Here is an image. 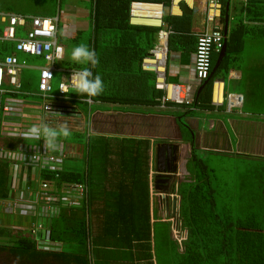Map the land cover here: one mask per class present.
Returning a JSON list of instances; mask_svg holds the SVG:
<instances>
[{
	"label": "trees",
	"instance_id": "16d2710c",
	"mask_svg": "<svg viewBox=\"0 0 264 264\" xmlns=\"http://www.w3.org/2000/svg\"><path fill=\"white\" fill-rule=\"evenodd\" d=\"M131 1L95 0L92 22L94 37L78 45H88L96 51L99 59L92 71L94 75L101 76L105 89L101 95L92 97L93 100L153 105L156 104L152 94L155 90L153 77L141 69L140 63L154 45L158 28L128 24ZM169 1L162 0L164 5ZM234 2L236 15L227 38L226 53L215 73L196 96V106L213 108L211 96L214 79L220 74L226 75L236 65V53L242 49L247 37H264V0ZM225 15L224 7L221 20ZM244 20L258 24H245ZM217 55L212 56L211 68ZM71 65L87 67L77 63ZM249 75L246 74L248 90L243 89L242 92V111L264 113V71L254 68ZM26 83L28 88L35 86L32 78ZM17 142V138L0 134V149L14 147ZM105 146L109 147L108 144ZM108 153L109 150L105 149L104 159L100 160L103 164L102 178L108 174ZM68 158L64 157L54 171L47 170L44 174L56 177L58 182L88 178L85 163L82 170L73 168L69 166ZM147 158L144 152L130 159L133 165H144L147 169ZM9 166L6 160L0 158V199L8 197L11 189ZM124 169H121L116 181L109 180V188L102 186L105 206L93 210L101 220L97 234L99 241L113 240L114 245L123 248L135 246L143 249V254L148 257H151L152 250L155 264H264V155L199 152L192 146L187 160L191 179L180 182L178 186L180 217L187 229L182 251L170 235V222L162 220L155 209L151 216L147 170L144 174L138 173L128 178ZM98 180L100 184H97L101 186V179ZM47 226L50 239L63 241L65 249H40L29 231L0 226V237L9 238L6 242L0 241V263H89L86 252L82 251L83 247L85 251L87 244L83 215L79 216L75 210L49 220Z\"/></svg>",
	"mask_w": 264,
	"mask_h": 264
},
{
	"label": "crops",
	"instance_id": "0c3cea01",
	"mask_svg": "<svg viewBox=\"0 0 264 264\" xmlns=\"http://www.w3.org/2000/svg\"><path fill=\"white\" fill-rule=\"evenodd\" d=\"M4 5L0 6V11L23 13L30 15H47L58 16V45L59 55L63 54L62 60H57L56 64L59 68L73 67L71 64L75 63L70 59L71 50L78 45L81 41L92 40L94 37V22L93 12L95 0H3ZM142 2V10L144 12L156 13L157 16H161L163 20L171 26L173 30L168 37V58H167V80L169 82H194V73L192 68L193 51L195 48L196 34L204 27V10L200 0H177L173 6L168 3L164 5L162 0L160 1H140ZM131 1V2H132ZM186 3L191 10V14H187L180 2ZM236 0H230L229 5L226 2L223 5L227 15L222 20L227 26V38L229 31L233 23V18L236 15L235 2ZM238 1V0H237ZM130 2V3H131ZM235 4V5H234ZM242 4V3H241ZM244 4V3H243ZM130 8V6H129ZM39 9L46 10L44 13L32 12L30 10ZM187 16V18H184ZM232 22V23H231ZM245 24H258L244 20ZM158 21L155 18H147L139 16V18L131 19L130 12L128 18V24L137 26H157ZM157 37V35H156ZM156 42V40H155ZM154 42V43H155ZM264 45V37H247L245 43L240 51L236 54L238 60L236 65L231 67L226 75H218L213 81L211 103L213 108H203L196 105L186 106L178 104L172 101L162 102L161 96L163 91L155 87V74L152 71L142 69L143 71L150 73L153 77L152 83L155 90L152 94L155 97L156 104H142V103H128V102H106L101 100H93L88 102L86 96H81L74 93V90L70 91V98L64 100L69 105L74 106L77 110V114L70 119L57 121L56 119L49 120L48 123L51 127H59L61 124H67L71 130V135L68 138H61V142L66 147V152L70 155L68 159L78 161V159L85 158V169L87 170L88 178L82 180L87 182L89 190L86 197L82 200L80 206L63 207L59 216L62 214H69L72 211L77 210L78 215H83L86 220V233L87 244L82 251L87 254L88 264H155V256L151 250V257L143 254L141 248H123L113 244V240L96 241L97 234L99 232V226L101 220H98L97 214L93 213L96 208L104 207L105 195L103 188L110 187L111 180L108 175L113 170V175L120 177L121 169H124V174L130 178L136 174H144L147 170V182L150 199V213L153 215L154 209L157 215L161 217L163 210L161 209V198L155 195L151 190L150 184L153 185L155 191L173 190V185L177 181L178 186L182 181L190 180L191 176L187 169V160L190 158L192 146L197 151H213L219 153H253L246 150H239L237 144L238 141V125L241 121L249 122H263L264 113H252L246 111L238 113L236 110L227 111L226 102L230 93H242L243 89L248 90L247 75L256 68L258 71H264V53L261 51ZM254 46V52L251 60H247V54L249 48ZM12 51L11 43L0 44V58L7 52ZM247 59H244L243 53ZM219 52H215V54ZM251 53V52H250ZM22 57H25L29 62L36 63L39 60L36 57L27 56L19 53ZM250 55V54H249ZM218 56V55H217ZM243 60H246L245 64ZM142 61V60H141ZM68 63V65H67ZM70 64V65H69ZM83 69V68H82ZM251 69V71H250ZM61 77V71L57 70ZM54 73V75H55ZM61 73V74H60ZM245 76V77H244ZM250 76V75H249ZM29 78H32L33 88H28L26 82ZM220 78H224L223 81ZM235 81L234 89L230 90L225 82V79ZM61 81V78H60ZM59 81V83H60ZM39 82V70L37 68H26L21 73V89L24 91L21 96H24L28 102V106L25 105L23 110L26 112L23 116V123L31 124L29 119H38L40 123L41 117L34 110L41 109L42 97L38 92ZM26 83V84H25ZM219 83V84H218ZM24 84V85H23ZM219 87V95L215 98L216 85ZM221 84V85H220ZM59 85V84H58ZM52 93L58 94L59 89L54 87L52 80ZM201 86V85H200ZM199 86V87H200ZM198 87V89H199ZM196 91L198 96L200 90ZM243 94V93H242ZM220 96V98H219ZM84 98V99H83ZM52 100L60 101L57 98ZM32 103V105H31ZM217 103V104H215ZM101 108L102 110H98ZM39 113V112H38ZM19 120L21 116L17 117ZM8 119V118H7ZM12 121V120H11ZM9 121V124L18 123V121ZM45 122V120H43ZM47 121V120H46ZM108 123L109 126H113V121L116 122L114 127H103L100 125ZM1 123V121H0ZM37 123V124H38ZM21 125V124H20ZM91 133V134H90ZM9 138H17L13 135H8ZM18 142L14 147H6L14 150L19 149V144L22 142L32 143L34 141H25L23 138H17ZM109 145V147L105 145ZM193 144V145H192ZM164 145V147H162ZM109 150L107 155V171L108 174L105 178L102 172V158L104 150ZM176 152L177 157L176 175L173 181L169 177L159 176L156 181L155 172H157L156 161L157 153L164 155L162 166L166 171L169 167L167 157L171 152ZM147 154L146 160L147 169L144 165L134 164L130 159L135 154L144 153ZM85 153L84 155H82ZM138 156V155H137ZM87 157V158H86ZM5 160V159H3ZM7 161V160H6ZM8 162V161H7ZM9 163V162H8ZM10 164V163H9ZM151 170L153 171L150 182ZM26 174L27 182L31 184L32 190L36 188V178L46 176L45 170L36 169L32 172L30 169ZM11 174L9 166V175ZM117 178V179H118ZM101 179V186L97 184ZM105 179V180H104ZM114 179L113 181H116ZM171 182H170V181ZM99 183V182H98ZM27 184V185H29ZM100 184V183H99ZM156 184V186H154ZM20 185H22L20 183ZM10 194V192H9ZM8 194V195H9ZM96 195L95 197L93 195ZM93 196V198H92ZM7 198V196L5 197ZM3 199H0V207L2 209L11 210L9 205L4 206ZM92 202V207L90 202ZM159 202V203H158ZM8 204V203H7ZM168 202H164V206L167 208ZM13 212V211H12ZM15 213V212H13ZM18 214V213H15ZM19 215V214H18ZM99 217L102 219V214L99 213ZM56 218V219H57ZM34 218H30V222L27 226L11 225L4 226L7 228L24 229L29 231L31 223ZM3 226V225H0ZM30 232V231H29ZM171 235V234H170ZM8 237H0L1 242L8 241ZM95 240V241H94ZM61 243L60 249H65V243ZM95 242V252L93 251ZM67 247V246H66ZM73 248V246H71ZM120 251L125 252L120 254ZM95 255H94V253ZM2 264V263H0Z\"/></svg>",
	"mask_w": 264,
	"mask_h": 264
},
{
	"label": "built area",
	"instance_id": "2783aa9c",
	"mask_svg": "<svg viewBox=\"0 0 264 264\" xmlns=\"http://www.w3.org/2000/svg\"><path fill=\"white\" fill-rule=\"evenodd\" d=\"M176 2L177 0L169 1L172 6ZM200 2L204 10V27L196 34L192 62L194 82H169L167 80L168 37L173 30L161 16L149 11L144 12L142 2L132 1L130 3L129 12L132 20L144 16L155 18L158 21L156 23L159 27L156 42L149 49L148 54L142 58L141 66L142 69L155 74V87L163 91L162 102L172 101L186 106L194 105L198 87L210 77L213 54L219 52L223 47L225 33L221 14L224 0H200ZM58 19L57 15H30L0 11V43L12 44V51L0 58V134L2 136L22 132L31 126V124L23 123V116L26 114L23 107L28 106V100L21 96L24 92L21 89V73L26 68L39 70L37 94L42 97V104H40L41 109L34 110V112L40 115L41 120L51 123L49 121L51 119L62 121L77 114L76 108L64 100L70 98V91L73 90L68 87L72 72L82 68L62 67L58 69L56 64L59 56ZM19 53L36 57L39 62L31 63ZM57 70L62 73L58 89H66L65 93L60 89L58 94L52 93V80ZM52 98H57L60 101L52 100ZM86 100L92 101L88 98ZM243 103L242 93H230L227 97L226 109L229 112L236 110L238 113H243ZM48 105L52 111L59 114L49 111ZM18 116H21L22 119L19 120ZM11 120L18 121L19 124H9ZM17 138L22 137L17 136ZM61 144L62 149L57 152H45L43 139L32 143L22 142L19 144L18 150L0 149V158L10 163L11 170L9 175L11 189L8 197L3 199L4 206L9 205L15 213L33 216L34 221L31 223L29 231L40 249H60L61 243L49 237L47 222L57 218L65 206H80L89 190L87 182L72 180L58 182L56 177L51 176L36 178L35 190H32L31 184L27 182L28 169L32 172L38 168L47 171L55 168L63 161L64 157L70 155L69 152H66L65 145L62 142ZM21 152L29 158L35 154L38 161L31 163L29 160L20 159ZM152 174L151 170V183ZM150 186L158 199L162 200L161 219L170 222L171 237L182 251L187 238V229L183 226L180 217L178 182L174 183L173 190L168 193L155 191L153 185L150 184ZM165 201L168 202L167 208L164 206ZM16 228L20 227L16 226Z\"/></svg>",
	"mask_w": 264,
	"mask_h": 264
},
{
	"label": "clouds",
	"instance_id": "9594fccd",
	"mask_svg": "<svg viewBox=\"0 0 264 264\" xmlns=\"http://www.w3.org/2000/svg\"><path fill=\"white\" fill-rule=\"evenodd\" d=\"M63 59V54L58 56V60ZM70 59L77 63L87 65L83 69L72 72L71 80L68 87L74 90V93L86 96L89 100L92 97L101 95L104 92L105 85L99 74L94 75L92 69L95 68L99 59L97 53L94 49L89 48L86 44H80L74 47L70 53ZM63 93L66 89L59 88ZM48 110L54 113L47 106ZM59 114V113H58ZM91 134V133H90ZM71 135V130L67 124H61L59 127H51L48 123L43 120L38 124H33L22 132L14 133V137H22L25 141H38L43 139V147L45 152H57L62 149L61 138H68ZM35 147V145H32ZM38 152V151H37ZM20 159L29 160L31 163L37 162L38 157L33 154L30 158L26 157L24 153L21 152ZM47 163V161H45ZM50 170H55L52 168Z\"/></svg>",
	"mask_w": 264,
	"mask_h": 264
},
{
	"label": "rangeland",
	"instance_id": "374dc122",
	"mask_svg": "<svg viewBox=\"0 0 264 264\" xmlns=\"http://www.w3.org/2000/svg\"><path fill=\"white\" fill-rule=\"evenodd\" d=\"M4 1L0 0V6L4 5ZM32 12H37V13H44L46 10H39V9H34V10H30ZM254 46H252L251 48H249V53L247 54V59L245 56V52L243 53V57L244 59L247 60H251L252 62V54L254 52ZM261 51L264 53V45L261 48ZM251 52V53H250ZM250 54V55H249ZM246 60H243V63L245 64ZM251 71V69H250ZM61 74V73H60ZM60 75L58 73H55L54 78H53V83H54V87L57 89L58 88V84L60 81ZM226 84L228 85L230 90L234 89V85H235V81L234 80H230L229 78L225 79ZM98 110H102L101 108H98ZM29 121H31V125L33 124H37L39 122L38 119H29ZM100 123V121H99ZM105 123V122H104ZM103 121H101L100 125L103 126L104 125ZM113 126H109L108 123H105V126L103 127H114L116 125V122L113 121ZM240 123V125L236 126L238 127V141L237 144L239 146V150H246L247 152H253V153H261L264 154V121L263 122H249L246 123L245 121H241L238 122ZM207 153V152H206ZM85 163V158L82 159H78V161H74V160H70V162L68 163L70 167L73 168H79V169H83ZM113 170L109 173V177H111V181H113L114 179H117L118 177L113 175ZM109 188V187H108ZM159 203V202H158ZM30 218H33V216L31 215H26V214H15L13 213L11 210H7V209H2L0 207V225L3 226H11V225H19V226H27L30 222ZM97 241H99L97 239ZM122 252L125 251H120V254H122ZM128 255V252H125ZM142 264H146V263H142Z\"/></svg>",
	"mask_w": 264,
	"mask_h": 264
},
{
	"label": "water",
	"instance_id": "95a60500",
	"mask_svg": "<svg viewBox=\"0 0 264 264\" xmlns=\"http://www.w3.org/2000/svg\"><path fill=\"white\" fill-rule=\"evenodd\" d=\"M230 0H226V5H229ZM180 6L182 7V9L187 13V14H191V10L188 8V6L186 5V3H184L183 1L180 2ZM224 33H225V39H224V44L222 49L219 51V54L217 56V59L211 69V73H210V77H212V75L215 73L216 69L218 68V66L220 65L225 53H226V43H227V26L225 25L224 28ZM210 77L208 79H206L201 86L198 89V92L204 88V86L206 85V83L209 81ZM222 81L224 78H220ZM164 147V145L162 146ZM177 154L176 152H171L169 154V156L167 157L168 162H169V167L167 168V171L165 169V167L162 166V162L164 158V155L161 153H157V161H156V168H157V172H155V176H156V181L158 180L159 176H164V177H169L171 181H173L174 177L177 178L176 175V164H175V160H176ZM169 180V181H170ZM175 180V179H174ZM170 181V182H171ZM156 186V184L154 185ZM163 191V190H160ZM165 193L170 192V189L168 190H164Z\"/></svg>",
	"mask_w": 264,
	"mask_h": 264
},
{
	"label": "bare ground",
	"instance_id": "6f19581e",
	"mask_svg": "<svg viewBox=\"0 0 264 264\" xmlns=\"http://www.w3.org/2000/svg\"><path fill=\"white\" fill-rule=\"evenodd\" d=\"M219 84V83H218ZM218 84L216 85V89H215V98H217V95H219L220 91H219V87ZM221 85V84H220ZM220 98V96H219Z\"/></svg>",
	"mask_w": 264,
	"mask_h": 264
},
{
	"label": "snow or ice",
	"instance_id": "6c2138e0",
	"mask_svg": "<svg viewBox=\"0 0 264 264\" xmlns=\"http://www.w3.org/2000/svg\"><path fill=\"white\" fill-rule=\"evenodd\" d=\"M47 27V25H45Z\"/></svg>",
	"mask_w": 264,
	"mask_h": 264
}]
</instances>
